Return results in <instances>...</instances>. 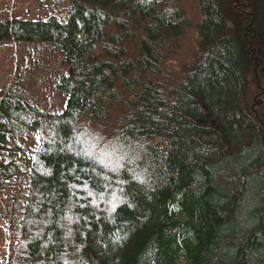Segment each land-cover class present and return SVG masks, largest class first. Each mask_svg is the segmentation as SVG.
<instances>
[{
  "label": "trees",
  "instance_id": "obj_1",
  "mask_svg": "<svg viewBox=\"0 0 264 264\" xmlns=\"http://www.w3.org/2000/svg\"><path fill=\"white\" fill-rule=\"evenodd\" d=\"M54 1L0 20L68 95L0 87V264H264V0Z\"/></svg>",
  "mask_w": 264,
  "mask_h": 264
},
{
  "label": "rangeland",
  "instance_id": "obj_2",
  "mask_svg": "<svg viewBox=\"0 0 264 264\" xmlns=\"http://www.w3.org/2000/svg\"><path fill=\"white\" fill-rule=\"evenodd\" d=\"M238 3L240 2L238 1ZM57 4L54 0H0V20L14 16L25 19H47L52 12L57 13ZM57 8L63 15H66L69 4L64 2V7L58 6ZM41 44H52V42ZM36 45L39 46V44L17 42L13 39L0 41V87L6 90L8 87H11V84L16 79L25 77L28 80V85L35 90H32L31 94L36 96L40 103L42 102L41 104L44 108L57 112L63 111L68 95L59 88L57 89L55 81L52 79L54 73L56 74L54 66L57 68L63 66L60 62L62 55L56 47L48 45L43 47L46 54L44 61L41 58L43 56L42 49L39 48L43 45L35 48L40 57L33 56L35 49L31 47ZM60 70L67 72V65ZM24 83L26 84V82ZM38 139V132L31 131V133L27 134L26 138L21 140L28 143L29 154L31 151L34 152ZM26 161L30 162V158L26 159ZM257 198L255 193H253L249 201L255 202ZM7 207V205L4 206L5 210ZM8 223L0 217V256L8 252L9 246L14 241L8 233L7 229H10Z\"/></svg>",
  "mask_w": 264,
  "mask_h": 264
}]
</instances>
